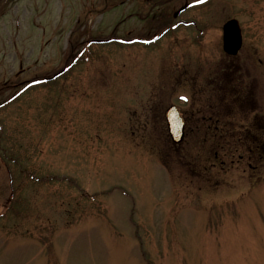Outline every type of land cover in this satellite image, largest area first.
<instances>
[{
	"label": "rangeland",
	"instance_id": "rangeland-1",
	"mask_svg": "<svg viewBox=\"0 0 264 264\" xmlns=\"http://www.w3.org/2000/svg\"><path fill=\"white\" fill-rule=\"evenodd\" d=\"M132 5L0 0V264H264V161L259 181L238 154L221 170L228 138L195 127L176 149L163 119L170 104L190 129L209 114L229 19L264 115V0L193 7L179 18L194 26L149 44L107 41L145 26Z\"/></svg>",
	"mask_w": 264,
	"mask_h": 264
},
{
	"label": "flooded vegetation",
	"instance_id": "flooded-vegetation-1",
	"mask_svg": "<svg viewBox=\"0 0 264 264\" xmlns=\"http://www.w3.org/2000/svg\"><path fill=\"white\" fill-rule=\"evenodd\" d=\"M214 0H104V5H113V7H118L120 5H131V12L128 13L127 17L131 16L133 19L137 18L145 23V26L135 34V38L130 39L136 40L137 42H143L144 40L152 42L157 40V37H164L168 30L171 28H177L178 26H194L195 20L186 19L181 20L179 17L184 13H187L191 8H199L210 5ZM137 4H134V3ZM172 20H176L174 24ZM162 28L153 34V28L158 24H161ZM243 41L240 51L243 49ZM76 54V60L81 56V54ZM236 56H227L226 61L223 62L220 68V73L217 76H212L208 79L209 88L212 89V94L210 95L212 103L209 110V114L196 119V125L193 129L189 128L187 116L180 111L182 120L184 121V136L188 135L189 132L194 134V128L196 127L195 133L197 131L203 137L211 138H228L229 141L223 142V145H219V152L215 150L214 159L215 162L212 164L216 167L217 163L220 164L221 170L224 169L226 161H219V154L223 153L226 158H231L238 154L239 161H247V165L251 168V177H254L259 166L262 164L263 155L261 153L260 142H254L253 147H250L248 152H239L236 148L232 150L234 145L241 142L246 136L254 138H264V115L262 114L261 105L257 97L258 87H257V77L259 67L249 66L248 62L251 60L235 61ZM253 55L251 54V57ZM248 57V56H247ZM250 57V54H249ZM237 63V64H236ZM71 64V63H70ZM219 67V66H218ZM68 68V66L66 67ZM69 70V68H68ZM217 70H219L217 68ZM255 73V74H254ZM211 74H214L212 71ZM210 100V98L208 99ZM171 106L175 104H170ZM170 106V107H171ZM167 108L163 114V119L166 124V129L168 130L167 123ZM217 118L215 119V115ZM198 120V121H197ZM205 123V124H200ZM204 128V129H200ZM170 136V134H169ZM176 149L178 145L173 144ZM179 148V147H178ZM214 148V149H216ZM180 149V148H179ZM230 150V151H229ZM233 152V153H232ZM233 163V160L231 161ZM255 163L256 165H254Z\"/></svg>",
	"mask_w": 264,
	"mask_h": 264
},
{
	"label": "water",
	"instance_id": "water-1",
	"mask_svg": "<svg viewBox=\"0 0 264 264\" xmlns=\"http://www.w3.org/2000/svg\"><path fill=\"white\" fill-rule=\"evenodd\" d=\"M241 47V30L238 21L229 20L223 27V49L230 55L238 53ZM167 122L174 143L182 142L184 138V122L176 107L167 110Z\"/></svg>",
	"mask_w": 264,
	"mask_h": 264
},
{
	"label": "trees",
	"instance_id": "trees-1",
	"mask_svg": "<svg viewBox=\"0 0 264 264\" xmlns=\"http://www.w3.org/2000/svg\"><path fill=\"white\" fill-rule=\"evenodd\" d=\"M258 144L259 145L260 144L262 145L261 148H260V150H261V153H262L263 159H264V138H262V140H260V142ZM235 148L238 149V147H235ZM262 162H263V160H262ZM262 162H260V163L262 164Z\"/></svg>",
	"mask_w": 264,
	"mask_h": 264
}]
</instances>
